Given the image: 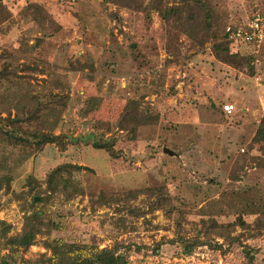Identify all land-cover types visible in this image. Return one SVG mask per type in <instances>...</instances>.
Masks as SVG:
<instances>
[{
	"label": "rangeland",
	"instance_id": "374dc122",
	"mask_svg": "<svg viewBox=\"0 0 264 264\" xmlns=\"http://www.w3.org/2000/svg\"><path fill=\"white\" fill-rule=\"evenodd\" d=\"M205 1L219 33L229 22L264 14V0ZM34 2L43 10L36 13ZM147 2L0 0L7 14L0 20V67L5 62L14 68L17 75L9 74L14 84L31 93L57 92L65 99L56 104L61 112L54 127L64 133L65 146L47 143L27 154L0 144V218L16 232L23 207L38 195L36 202L60 223L51 235L100 246L130 243L127 264H243L250 247L258 262L264 255V225L255 223L264 208V152L252 139L264 118V41L231 44L253 55L252 67L223 61L210 39L200 43L174 25L170 33L155 9L138 7ZM171 43L178 46L177 56L168 52ZM0 82L1 92L12 81ZM131 99L151 115L134 133L115 124ZM225 102L233 105L231 112L224 111ZM110 139L113 153L94 145ZM62 162L82 165L71 174L69 194L56 189L45 200V191H29L44 188L47 172ZM146 186L165 189L173 203L170 216L162 207L150 209L146 193L126 202L114 199ZM130 204L144 214L127 213ZM178 212L184 215L180 232L187 235L206 217L234 221L240 215L249 225L235 224L240 241L224 243V252L203 244L187 253L180 243L167 241L175 236ZM119 214L123 223L115 221ZM42 237L26 256L45 249Z\"/></svg>",
	"mask_w": 264,
	"mask_h": 264
},
{
	"label": "trees",
	"instance_id": "16d2710c",
	"mask_svg": "<svg viewBox=\"0 0 264 264\" xmlns=\"http://www.w3.org/2000/svg\"><path fill=\"white\" fill-rule=\"evenodd\" d=\"M106 1L129 6L139 0ZM31 5L34 6L36 13L43 10L36 2ZM138 7L147 12L150 9H155L169 26L170 33L173 31L174 25L191 39H199L200 43L210 39L212 51L219 59L236 65L244 63L252 67L250 65L252 54H242L236 48L235 50L231 49L232 43L226 37L225 26L222 33L217 32L214 10L205 0H179L178 3L171 0H148L145 6L139 4ZM5 14L6 11L3 8L0 9V20L1 17H6ZM48 20L52 21L50 18ZM167 49L174 56H177L179 52L178 46L174 43L167 45ZM3 51H0V55ZM23 65L27 66L26 63ZM77 67H84V64L79 62ZM14 70V68H9L5 62L0 67V81L4 79L12 81L0 92V104L6 107L0 108V144L20 147L27 154L42 149L47 143L65 146L64 133L54 131L61 112V108L56 104L63 105L64 97L57 92L42 96L38 93H31L24 87V84L15 85L14 78L9 76L10 73L13 76L17 75ZM139 105L140 102L137 99H131L125 103L120 115L115 120L119 129L134 133L138 124L151 119L147 110ZM5 109L6 111L3 112ZM252 140L259 142L260 150L264 152V118L260 119ZM112 143L113 139L94 141L95 146L104 147L110 153H113ZM81 167V164L73 162L56 164L46 174L45 187H31L29 191L34 190L35 193L45 191L46 194L42 198L45 200H49L51 193L56 189L64 190L69 194L66 188L71 182V174ZM4 181L8 188L9 177H5ZM139 193L147 194L151 200L150 209L162 207L168 216L171 215L173 203L162 186L131 188L114 199L126 202ZM34 196L36 195H33L27 205L23 207L21 226L16 232H10L11 224L0 218V264H127L130 243L114 240L111 244L100 246L98 242L68 238L61 234L51 235L53 230L58 229L60 223L46 211L44 205L36 202ZM100 200L106 201V198L102 197ZM126 209L127 213H133L136 216L143 215L145 212L133 204H130ZM183 218L184 215L181 212L173 216L175 236L168 238L167 241L180 243L183 251L187 253L193 252L197 246L203 244L224 252L227 249L224 243L240 241V234H233L235 224L239 223L242 227L249 225L240 215L234 221H218L214 217H206L201 219L200 225L193 234L187 235L180 232ZM115 221L123 223L125 216L119 214ZM255 223L264 225V208L259 212ZM43 234L44 237L41 238L40 243L45 249L39 251L35 256H26L25 251L30 245L38 243V236ZM217 237H220L221 241ZM162 241V239L159 240L157 244ZM136 248L140 249V246H136ZM156 249L157 247H155ZM254 249L250 247L244 250L245 261L243 264H264V255L256 262Z\"/></svg>",
	"mask_w": 264,
	"mask_h": 264
},
{
	"label": "built area",
	"instance_id": "2783aa9c",
	"mask_svg": "<svg viewBox=\"0 0 264 264\" xmlns=\"http://www.w3.org/2000/svg\"><path fill=\"white\" fill-rule=\"evenodd\" d=\"M225 33L232 44L245 42L258 46L261 41H264V14L254 12L242 22H229L225 25ZM222 106L226 112H231L233 109V105L228 102Z\"/></svg>",
	"mask_w": 264,
	"mask_h": 264
},
{
	"label": "water",
	"instance_id": "95a60500",
	"mask_svg": "<svg viewBox=\"0 0 264 264\" xmlns=\"http://www.w3.org/2000/svg\"><path fill=\"white\" fill-rule=\"evenodd\" d=\"M163 150H164V151H167V152L170 153V154L173 153L172 150H170V149H168V148H166V147H164ZM34 199H35V200H39V199H40V196L36 195V196H34Z\"/></svg>",
	"mask_w": 264,
	"mask_h": 264
}]
</instances>
